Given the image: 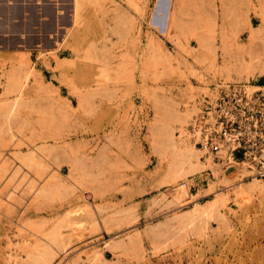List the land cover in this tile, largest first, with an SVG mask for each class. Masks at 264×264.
<instances>
[{"label": "rangeland", "instance_id": "obj_1", "mask_svg": "<svg viewBox=\"0 0 264 264\" xmlns=\"http://www.w3.org/2000/svg\"><path fill=\"white\" fill-rule=\"evenodd\" d=\"M223 83L264 0H0V264H264V180L186 133Z\"/></svg>", "mask_w": 264, "mask_h": 264}, {"label": "built area", "instance_id": "obj_2", "mask_svg": "<svg viewBox=\"0 0 264 264\" xmlns=\"http://www.w3.org/2000/svg\"><path fill=\"white\" fill-rule=\"evenodd\" d=\"M203 157L264 180V85L223 83L186 129Z\"/></svg>", "mask_w": 264, "mask_h": 264}, {"label": "bare ground", "instance_id": "obj_3", "mask_svg": "<svg viewBox=\"0 0 264 264\" xmlns=\"http://www.w3.org/2000/svg\"><path fill=\"white\" fill-rule=\"evenodd\" d=\"M173 2V1H172ZM172 2H171V4H172ZM179 3V7L181 8V10H180V13H182V14H190L191 13V10L190 9H192L193 10V8H194V3H192V2H186V4H185V2H183V1H178ZM223 2V1H222ZM245 3V2H244ZM251 3V2H250ZM246 4H248V2L246 1ZM245 4V5H246ZM78 5V4H77ZM223 6H224V4H223ZM248 6V5H247ZM246 6V7H247ZM79 7V6H78ZM77 7V9H79ZM255 7V6H254ZM251 8V7H250ZM79 11V10H78ZM194 11V10H193ZM236 25V24H235ZM238 25V24H237ZM236 25V26H237ZM254 24H253V21L251 20L250 21V28H249V33H250V37H249V40L246 42V44L247 45H241L240 44V41H238V42H236L235 43V48H234V51H236L237 53H239V51L241 50V49H244L245 48V51H251V54H253V52L256 50V48H258V47H256L255 45H254V40L256 39V34H257V31L254 29V26H253ZM173 28H177L178 30H181V31H184V30H186L187 32H188V34H190V35H192L193 36V34H194V37H197V38H199V41L201 42V45H202V43H204V31L203 30H209L208 29V27L207 26H204V28L203 29H200L201 27H199V25L198 24H195V25H193V26H189V27H184V25H180V24H178V21H177V15H176V11H173L172 10V7H170V10H169V14H168V20H167V27H166V29L165 30H162V32H165V33H167V31L168 32H171L170 30H172ZM236 28V27H235ZM201 30V31H200ZM186 31H184V32H186ZM189 35V36H190ZM239 39H241V38H239ZM227 45H229V44H227ZM256 47V48H255ZM239 50V51H238ZM251 54H249V55H251ZM242 61L243 62H245V59L242 57ZM91 68V67H90ZM243 69H240V70H238L237 71V74H238V76L239 77H243V72H244V70L242 71ZM193 145V144H192ZM30 146V145H29ZM194 146V145H193ZM198 150V149H197ZM229 168V167H228Z\"/></svg>", "mask_w": 264, "mask_h": 264}, {"label": "crops", "instance_id": "obj_4", "mask_svg": "<svg viewBox=\"0 0 264 264\" xmlns=\"http://www.w3.org/2000/svg\"><path fill=\"white\" fill-rule=\"evenodd\" d=\"M203 199H204V197L203 198H200L199 200H197V202L194 203L193 206L191 207V211H193L196 208V206L206 207L208 203L212 202V201H208V202H205L203 204L202 203V201H204Z\"/></svg>", "mask_w": 264, "mask_h": 264}, {"label": "water", "instance_id": "obj_5", "mask_svg": "<svg viewBox=\"0 0 264 264\" xmlns=\"http://www.w3.org/2000/svg\"><path fill=\"white\" fill-rule=\"evenodd\" d=\"M232 170V169H231Z\"/></svg>", "mask_w": 264, "mask_h": 264}]
</instances>
